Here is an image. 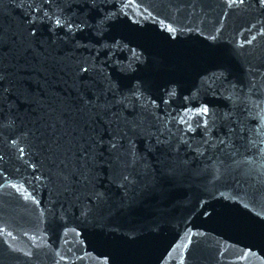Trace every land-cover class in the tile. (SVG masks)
<instances>
[{"label": "water", "instance_id": "water-1", "mask_svg": "<svg viewBox=\"0 0 264 264\" xmlns=\"http://www.w3.org/2000/svg\"><path fill=\"white\" fill-rule=\"evenodd\" d=\"M263 213L259 0H0V264H240Z\"/></svg>", "mask_w": 264, "mask_h": 264}, {"label": "snow or ice", "instance_id": "snow-or-ice-1", "mask_svg": "<svg viewBox=\"0 0 264 264\" xmlns=\"http://www.w3.org/2000/svg\"><path fill=\"white\" fill-rule=\"evenodd\" d=\"M45 2H46V3H51V0H45ZM92 2H93V4H95V0H92ZM232 2H233V3H236V0H232ZM259 2H260V4L264 5V0H259ZM239 3H240V4H243V3H244V0H239ZM45 15H47V13H45ZM49 19H51V17H49ZM55 23H56L57 26H61V25H62V21H61L60 18H57V19L55 20ZM32 35H33V36L36 35L35 30L32 31ZM129 70H133L131 64H129V65L127 66V68H123V69H122V71H125V72H127V71H129ZM81 71L87 73V72L89 71V68H88V67H82V68H81ZM139 87H140V86H137V88L132 89V92H133L134 96H135V93L139 91ZM108 90H109L110 92L113 93V96L116 95V87H115V85H112V84L110 83L109 86H108ZM126 99H127V98H126ZM135 99L139 100L140 97H139V96H135ZM229 99H231V97H229ZM234 103H235V101H234ZM257 106H258V105H257ZM209 114H210V109H209V107L206 106V105L201 106L200 111H199V115H200L201 117H207ZM182 122H183V123H187V121H184V120H182ZM200 123H201V121H200V120H197V122H196L197 127L200 126ZM203 123H204L205 128H207V125H208L207 120H204ZM188 131H190V132H191V131H194V129L192 128L191 124L188 125ZM112 148H113V149H116V148H117V145H116V144H113V145H112ZM133 159H135V157H133ZM127 179H128V177L125 176V177H124V180L127 181Z\"/></svg>", "mask_w": 264, "mask_h": 264}]
</instances>
